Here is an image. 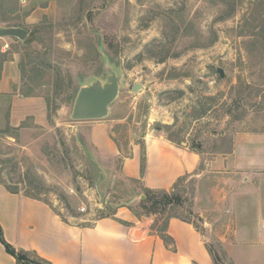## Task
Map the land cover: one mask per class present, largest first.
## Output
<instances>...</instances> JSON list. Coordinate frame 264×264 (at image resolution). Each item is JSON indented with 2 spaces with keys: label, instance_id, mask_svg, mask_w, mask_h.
<instances>
[{
  "label": "rangeland",
  "instance_id": "obj_1",
  "mask_svg": "<svg viewBox=\"0 0 264 264\" xmlns=\"http://www.w3.org/2000/svg\"><path fill=\"white\" fill-rule=\"evenodd\" d=\"M8 27L29 35L0 38V181L65 222L146 213L143 185L121 167L147 136L225 152L233 134L264 131V0H0ZM115 79L106 117L73 118L83 87ZM98 125L119 147L113 161L95 155L87 128ZM195 188L178 184L184 203L154 215L159 226L178 216L202 229ZM249 224L246 239L213 227L215 264H264V219Z\"/></svg>",
  "mask_w": 264,
  "mask_h": 264
},
{
  "label": "crops",
  "instance_id": "obj_2",
  "mask_svg": "<svg viewBox=\"0 0 264 264\" xmlns=\"http://www.w3.org/2000/svg\"><path fill=\"white\" fill-rule=\"evenodd\" d=\"M87 129L95 155L106 161L120 156L109 127ZM229 143L225 152H197L188 143L150 135L143 153L137 146L125 158L121 174L145 190L171 192L186 178L196 180L193 201L202 229L172 218L169 242L154 228V216L129 211L82 227L65 222L46 202L3 184L0 226L10 244L49 264H215L208 245L213 227L224 223L228 235L235 229L236 238L246 239L253 230L249 223L264 219V131L235 133ZM138 232L141 238L135 239ZM0 264H17L1 242Z\"/></svg>",
  "mask_w": 264,
  "mask_h": 264
},
{
  "label": "water",
  "instance_id": "obj_3",
  "mask_svg": "<svg viewBox=\"0 0 264 264\" xmlns=\"http://www.w3.org/2000/svg\"><path fill=\"white\" fill-rule=\"evenodd\" d=\"M29 32L19 27L0 28V38H17L21 41L26 40ZM223 78L225 73L219 70ZM143 89L142 85L135 84L133 92ZM119 94L118 81L115 79L105 88L98 85L83 87L77 96L73 118L77 121H96L108 115L109 106L115 101Z\"/></svg>",
  "mask_w": 264,
  "mask_h": 264
},
{
  "label": "trees",
  "instance_id": "obj_4",
  "mask_svg": "<svg viewBox=\"0 0 264 264\" xmlns=\"http://www.w3.org/2000/svg\"><path fill=\"white\" fill-rule=\"evenodd\" d=\"M0 184L5 185L9 189V191H11L13 193H18V192L13 191L4 182L0 181ZM177 186H178V184H177ZM177 186H175V189L171 192H155V191H151V190H145L146 198L143 200V205H142V208L146 211V213L144 215L145 216H154V215L157 216L158 214H162V213L166 214L169 207L182 205L184 203L183 198L180 195L175 194ZM27 197L32 198V199H36V200H40L39 198H36L32 195H27ZM144 215L136 214L137 217H141ZM172 218H178V219H181L183 221L190 222V221L182 219L178 216H171L165 221V223H163L162 226H159V221L156 220L155 224H154V228H156L157 232L161 235V237L166 242L170 241V238L167 235V228L169 225V221ZM0 242L4 246L6 252L16 259L17 264H49L46 261H43L39 258H35V256L31 255L30 253H27V252L22 251V250H18L16 247H14L12 244H10L6 240L3 229L1 228V226H0Z\"/></svg>",
  "mask_w": 264,
  "mask_h": 264
}]
</instances>
